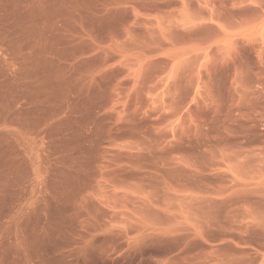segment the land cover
I'll list each match as a JSON object with an SVG mask.
<instances>
[{
	"label": "rangeland",
	"instance_id": "374dc122",
	"mask_svg": "<svg viewBox=\"0 0 264 264\" xmlns=\"http://www.w3.org/2000/svg\"><path fill=\"white\" fill-rule=\"evenodd\" d=\"M0 264H264V0H0Z\"/></svg>",
	"mask_w": 264,
	"mask_h": 264
}]
</instances>
